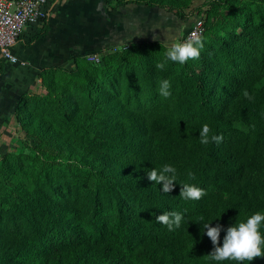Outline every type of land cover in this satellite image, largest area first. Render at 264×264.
<instances>
[{"label":"trees","instance_id":"1","mask_svg":"<svg viewBox=\"0 0 264 264\" xmlns=\"http://www.w3.org/2000/svg\"><path fill=\"white\" fill-rule=\"evenodd\" d=\"M104 2L112 7V0ZM235 25H242L239 33L200 54L198 70H150L138 76V88L133 80L120 98H103L107 119L84 149L99 165L100 181L93 188L16 190L6 221L0 216V264H264V258L211 260L214 246L203 228V222L220 224L222 246L227 227L264 214V11ZM168 26H176L175 18ZM81 58L86 56L72 59ZM163 80L171 85L168 98L155 92ZM24 99L15 100L16 115ZM7 120L0 118V125ZM204 124L210 135L223 137L220 143H200ZM164 165L176 169L169 193L147 178ZM184 183L205 195L183 199ZM165 211L182 214L179 228L169 231L156 221ZM260 232L264 236V222Z\"/></svg>","mask_w":264,"mask_h":264},{"label":"rangeland","instance_id":"2","mask_svg":"<svg viewBox=\"0 0 264 264\" xmlns=\"http://www.w3.org/2000/svg\"><path fill=\"white\" fill-rule=\"evenodd\" d=\"M112 2L113 8L127 14L115 20L113 40L98 53L100 62L81 58L56 73L42 75L25 104H20L17 118L4 126L0 134L1 222L18 199L16 190L30 193L44 184L58 190L74 184L93 188L100 181L99 165L87 158L84 149L107 119L104 109L109 104L103 98H120L133 80L138 88V76L150 70L177 74L185 67H200L196 59L184 64L169 61L164 70L157 69L167 45L173 42L168 38L181 42L190 24L202 18V54L218 46L225 36L239 33L242 25L235 24L242 23L247 14L264 11V4L254 0H230L228 5H218L215 0ZM145 3L150 7L143 6ZM174 18L176 26H167ZM159 88L155 92L161 96ZM260 88H264V77ZM141 98L147 99L148 93ZM27 104H31L30 110ZM23 110L25 116L18 118Z\"/></svg>","mask_w":264,"mask_h":264},{"label":"crops","instance_id":"3","mask_svg":"<svg viewBox=\"0 0 264 264\" xmlns=\"http://www.w3.org/2000/svg\"><path fill=\"white\" fill-rule=\"evenodd\" d=\"M126 14L104 0L52 3L46 23L39 30L27 28L11 48L12 55L25 64L0 59V118H8L1 122L0 134L10 124V118L17 116L15 100L29 97L42 75L56 73L73 63V57L101 52L113 40L115 20Z\"/></svg>","mask_w":264,"mask_h":264},{"label":"clouds","instance_id":"4","mask_svg":"<svg viewBox=\"0 0 264 264\" xmlns=\"http://www.w3.org/2000/svg\"><path fill=\"white\" fill-rule=\"evenodd\" d=\"M142 36V35H138ZM153 39H158L153 36ZM165 39V37H164ZM173 42L167 45L163 59L156 64V68L164 70L169 61L173 63L184 64L189 60L199 59L201 50L204 48L202 37L193 32L186 40L176 42L175 37H170ZM170 82L163 80L160 83L159 94L165 98L171 95ZM246 99H252L247 91L243 92ZM212 129L208 124H204L199 132L200 143L208 144L211 142L220 143L223 139L221 135H210ZM176 169L171 165H164L161 169L155 168L147 172V178L155 184H162V191L169 193L173 190L176 181ZM179 195L185 200H200L205 191L192 184L184 183L181 186ZM183 216L179 212H163L156 216V221L166 225L169 231L179 228ZM203 222L204 218L200 217ZM264 222V214L255 212L247 217L246 221H240L226 228L223 237L222 246H218L219 237L222 230L220 224L210 226L211 222H203V228L206 229V235L210 239L213 250L208 257L214 261H252L255 258H264V236L261 235L260 227Z\"/></svg>","mask_w":264,"mask_h":264},{"label":"built area","instance_id":"5","mask_svg":"<svg viewBox=\"0 0 264 264\" xmlns=\"http://www.w3.org/2000/svg\"><path fill=\"white\" fill-rule=\"evenodd\" d=\"M56 0H0V59L12 64L24 65L12 55L11 48L21 38L27 28H41L49 18L50 6ZM193 32L200 36L204 33V21L198 18L193 21L181 42ZM87 58L98 63L101 58L98 54Z\"/></svg>","mask_w":264,"mask_h":264}]
</instances>
